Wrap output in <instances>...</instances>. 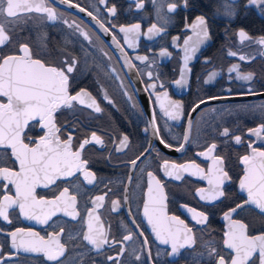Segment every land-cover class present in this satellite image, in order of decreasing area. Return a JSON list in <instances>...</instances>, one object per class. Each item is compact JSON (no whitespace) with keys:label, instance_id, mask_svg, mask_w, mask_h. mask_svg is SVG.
<instances>
[{"label":"flooded vegetation","instance_id":"obj_1","mask_svg":"<svg viewBox=\"0 0 264 264\" xmlns=\"http://www.w3.org/2000/svg\"><path fill=\"white\" fill-rule=\"evenodd\" d=\"M46 2L56 9L59 18L52 22L47 20L45 14L31 13L29 18L15 25H6L7 29H11V43L0 47V56L18 54L19 44L28 43L34 58L53 66H61L65 57L69 62L75 58L77 65L70 76V94L81 89L88 91L102 111L96 113L80 104H75L73 109L62 107L55 114L56 125L61 130V138L71 135L75 146L90 138L92 132L100 136L104 144L90 143L83 150V159L88 161L87 168L95 174L93 184H87L77 173L68 179H58L47 188L42 184L36 188L37 199L53 200L67 187L68 194L75 195L77 199V219L73 220L62 211H57L48 224H41L25 218L18 208L10 209L11 222L0 219V261H4V264H54L43 253H17L12 249L8 233L18 228L25 233L37 232L45 239L60 233V242L66 248L65 257L61 258L64 264H113L107 257L116 256L122 246L124 252L119 256L120 264H215V260L208 255L212 246L226 258L232 255L231 250L223 246V234L229 223L224 219V213L247 199V193L240 190L239 182L245 167L241 158L251 154L248 145L264 151V135L258 138L249 135L248 131L264 123V109L261 108L264 105V45L256 43L264 37V6H247L248 0H237L235 4L227 0H159L162 7L158 13L157 6L151 0H142L144 6L140 9L136 6L137 0H108L107 6L114 5L117 9L116 15L110 16L105 5H100L98 0H72L74 5L93 12L106 27L116 25L111 34H105L96 21L87 15V11L80 12L79 8L61 4L59 0ZM169 3L176 4L172 12L168 11ZM232 11L235 12L234 17L229 14ZM199 16L206 20L208 38L197 45L200 28H193V25L198 24ZM65 20L73 27L69 28ZM76 24L80 25V30L89 33L91 43L84 40L80 30L75 28ZM133 24L141 26L139 35L129 33L126 37L125 33L119 32L120 26ZM154 24L161 31L150 37L148 29ZM240 30L245 31L250 39L241 41L238 35ZM113 34L127 53L126 58L136 65L135 68L130 70L122 66L123 60L118 59L121 53L112 41ZM186 39L189 40V49L196 47V51L191 53L192 58L184 72L186 83L177 85L175 81L180 79L181 70L184 69ZM163 49H167L171 55L160 57ZM230 52L237 55L231 56ZM240 55L250 59L241 61ZM137 56H147L149 59L141 63L135 59ZM233 65H238L241 75L251 74L252 80H237L236 72L229 74L228 69ZM113 69L119 79L115 78ZM148 72L152 73V80H149ZM213 72L217 73L215 78L205 83ZM121 81L128 95H124ZM153 82L157 85L154 91L148 88ZM249 87L255 95L247 94ZM105 92L113 103L109 104L104 99ZM164 92H167V96ZM211 97L217 99H209ZM201 100L208 102L193 112V107ZM171 101H178L182 105L183 114L179 120H170L163 114L161 106L168 108ZM153 112L160 125V134L170 147L155 139L151 131H144ZM189 118L192 122L191 133L189 142L185 143L183 136L188 130ZM224 128L229 129V136L221 135ZM26 131L28 137L34 140L44 134L34 122ZM125 135L129 138V147L123 152L115 151L119 140ZM235 135H240L243 142L237 144L233 139ZM213 143L217 147L210 156L223 158L222 167L230 179L222 186L224 197L207 202L197 195V189L208 188L207 180L199 178L202 173L192 175L191 172H195L192 169L181 172L182 179L176 180L166 175L162 165L165 161L169 165L194 161L207 173L213 167V161L197 153L206 152ZM149 145L152 146L151 153L147 154L143 163L138 161V166L133 169L131 160ZM0 161L10 168L18 167L4 152H0ZM149 171L163 186L167 215L179 217L192 229L194 244L180 249L175 255L171 254L170 245L160 244L155 238L151 225L143 215ZM168 171L176 174L171 167ZM129 177L132 178L131 182ZM153 188H156L154 181ZM105 193L108 194L103 206L96 209L91 223L95 228V216L99 215L110 243L97 252L83 240V234L88 231V212L94 207L92 201ZM9 194H14L11 186ZM125 195L128 198L126 204ZM2 196L3 192H0V198ZM113 200L121 201L117 211H112ZM189 208L203 212L207 221L198 224ZM133 218L136 224L132 223ZM232 218L245 223L250 236L264 234V214L254 205L245 204ZM141 232L143 236L139 235ZM129 233L133 238L123 241V236ZM145 238L147 245L142 243ZM206 244L209 248L205 247ZM148 251L151 252L150 257ZM136 255L141 256L140 261L135 260Z\"/></svg>","mask_w":264,"mask_h":264},{"label":"snow or ice","instance_id":"obj_2","mask_svg":"<svg viewBox=\"0 0 264 264\" xmlns=\"http://www.w3.org/2000/svg\"><path fill=\"white\" fill-rule=\"evenodd\" d=\"M151 2L154 6H157V12L159 13L162 4L159 3V0H151ZM227 2L235 4L237 0H227ZM59 3L77 7L80 12L87 11L78 4L74 5L72 0H59ZM98 3L105 5L106 11L110 16L116 15V7L114 5L108 7V0H98ZM257 4L264 6V0H248L247 6H256ZM136 6L138 9L143 8L142 0H137ZM175 8L176 4H168L169 12L174 11ZM31 13L45 14L47 20L52 22L59 18L56 9L49 6L46 0H0V47L11 43L9 35L11 29H7L6 25H15L29 18ZM229 14L233 17L235 16L234 11ZM87 15L96 21L99 29L105 34H111L112 30L116 28L114 24L106 27L105 23L101 22L91 11H87ZM197 22L198 24L193 25V28L197 26L200 28V32L197 33L198 37H200L196 42L198 45L203 42V39L208 38V30L203 16L197 17ZM64 23L68 24V21L65 20ZM68 27L72 28L73 24H68ZM140 27L139 24H133L129 27L120 26L119 32L125 33L126 37L129 33L139 35ZM75 28L80 30V25L76 24ZM160 31L161 29L157 28L155 24L148 29L150 37L151 35L159 34ZM80 34L84 40L91 43V37L88 32L80 30ZM238 35L241 41L250 39L243 30H240ZM112 41L121 53L118 59L123 60L122 66L130 70L135 68L136 65L132 60L126 58L127 53L120 45L115 34L112 35ZM127 42V39H125V43ZM256 43L264 45V37L259 38ZM184 44V69L181 70L180 79L175 81L177 85L186 83L184 72L187 69L188 61L192 58L191 53L196 51V47L189 49V40L186 39ZM128 46L132 47L131 44ZM17 51L18 54L0 56V152H4L5 155L11 158L12 163L18 166L13 169L5 166L3 161H0V192H3V196L0 198V219L10 223L9 210L18 208L20 214L25 218L37 220L41 224H48L57 211H62L65 216H70L75 220L79 216L76 207L77 199L75 195L68 194L69 189L67 187L53 200L37 199L36 188L41 184L47 188L49 185L54 184L56 180L68 179L76 176L77 173L82 175L83 180L87 184H93L95 174L88 170V161L83 159L82 154L88 144L95 143L103 146V140L95 132H92L91 137L85 138L78 146L73 144L71 135L62 139L61 130L55 122V114L62 107L73 109L75 104L93 109L96 113H100L102 109L91 93L84 89L77 91L75 94H70V76L77 65L75 58L69 62L67 57H65L61 62V66H53L40 58H34L28 43H20ZM104 54L107 55V53ZM170 55L171 53L167 49H163L159 53L160 57H168ZM229 55L236 56L237 53L230 52ZM135 59L143 63L149 58L147 56H137ZM248 59L250 58L244 55L239 56L241 61ZM112 71L115 78L119 79V76L115 74V69ZM228 72L229 74L236 72L237 80H252L251 74H240L238 65L230 67ZM147 75L149 80H152V73L148 72ZM216 75L217 73L215 72L211 73L205 83L211 82ZM120 86L124 89L123 81H121ZM156 87L155 82L148 85V88L153 91ZM160 87L163 88V84ZM148 88L145 90L147 91ZM228 91L231 92V89ZM247 94L255 95L256 93L249 87ZM124 95H128L126 89H124ZM164 95L167 96V92H164ZM104 99L109 104L113 103L106 92L104 93ZM129 99H131L130 96ZM209 99H217V97ZM202 103H206V101L201 100L193 107L192 111H196ZM161 108L164 116L173 121L179 120L183 114L182 105L178 101H171L168 108L163 106ZM261 108L264 109V105ZM32 122L38 124L41 131L44 132L38 140L31 139L27 135L26 130ZM191 124L192 122L189 118L188 130L183 136L185 143L189 142L190 139ZM144 131L145 133L151 131L155 139L159 140L165 147H170L160 134L161 129L157 123L155 112H153ZM248 131L249 135L260 138L264 135V123ZM221 135L229 136V129L224 128ZM233 139L237 144L243 142L240 135H235ZM248 146L251 148V154L241 158V162L245 167L244 175L239 182V188L242 192L247 193V199L243 204H238L224 213V219L229 221V223L227 230L223 234V246L231 250L232 255L226 258L220 254L215 246L209 248V245H205L206 248H209V258L214 259L215 264H257V261L258 264H264V234L250 236L247 231L248 226L240 220L232 218L238 209L242 210L244 208L245 204L255 205L260 213L264 214V151L252 147L251 144ZM128 147L129 138L125 135L119 140L115 151L123 152ZM180 147H183V145H180ZM216 147L217 145L213 143L208 146L206 152L197 153L198 156L212 159L213 167L207 173H204V170L194 161L181 165H169L165 161L162 167L166 175L176 180L182 179L181 172H189L192 169L195 170V172H191L192 175L202 173L199 178L207 180L208 188L197 189V195L201 200L207 202L219 200L225 195L222 186L230 178L222 167L223 158L210 156ZM151 151L152 146L149 145L144 149V152L132 159V168L135 169L138 166V161L143 163L147 159V154L151 153ZM170 167L175 170V175H173V172L168 171ZM141 171H144V169H141ZM147 176L149 178L148 190L147 199L143 204V215L147 218V223L151 225L155 238L160 244L170 245L171 254L175 255L180 249L186 246L191 247L194 244L192 229L188 228L179 217L167 215L164 203L166 196L160 180L156 179L151 171L147 172ZM131 179L129 177V182H131ZM153 181L156 185L155 189L153 188ZM10 186L14 188V194L11 195L9 194ZM109 191L111 190L109 189ZM125 193H127L126 188ZM107 194L96 196L92 201L94 207L92 211L88 212V231L83 234V240L87 241L97 252L101 250L103 245L109 244L110 241L107 232H105L103 225L100 223L99 215L95 216L97 224L95 228L91 223V219L96 209L103 206V201ZM127 199V195H125V204ZM111 203L112 211H117L121 201L113 200ZM182 207H186V205H182ZM188 211L194 213L193 218L197 220L198 224L207 221V216L203 212H196L195 209L191 208ZM132 223L136 224L135 218L132 219ZM57 227H60V225H57ZM62 232L63 228L61 227ZM8 235L11 237L12 249H15L17 253L20 251L25 253H43L48 261H52L54 264H64V260L61 258L65 257L66 248L60 242V233L50 235L48 239H45L37 232L30 231L25 233L23 229L18 228L9 232ZM139 235L143 236V233L141 232ZM132 238V234L129 233L124 235L122 239L123 241H129ZM142 243L147 245V238ZM123 252L124 248L122 246L116 256H108L107 259L113 261V264H120L119 256ZM147 255L150 257L151 252L148 251ZM135 260L140 261L141 256L136 255ZM0 264H4V261H0Z\"/></svg>","mask_w":264,"mask_h":264},{"label":"water","instance_id":"obj_3","mask_svg":"<svg viewBox=\"0 0 264 264\" xmlns=\"http://www.w3.org/2000/svg\"><path fill=\"white\" fill-rule=\"evenodd\" d=\"M206 102H208V101H206ZM204 103H202V104H200V105H203ZM255 206V205H254Z\"/></svg>","mask_w":264,"mask_h":264}]
</instances>
